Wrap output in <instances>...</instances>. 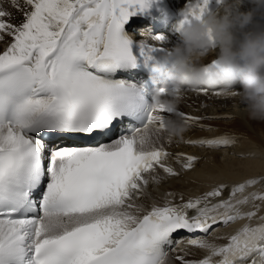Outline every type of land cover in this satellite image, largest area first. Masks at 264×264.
Returning <instances> with one entry per match:
<instances>
[{"label": "snow or ice", "instance_id": "snow-or-ice-1", "mask_svg": "<svg viewBox=\"0 0 264 264\" xmlns=\"http://www.w3.org/2000/svg\"><path fill=\"white\" fill-rule=\"evenodd\" d=\"M9 2L20 8V0ZM151 2L23 0L30 10L17 23L0 7V42L11 38L0 52V264H168V250L185 238L206 254L178 255L180 264H264V216L224 244L206 238L215 227L257 216L255 202L264 194L248 189L264 179L222 183L150 210L135 202L145 195L146 174L159 168L179 175L165 162L168 151L141 150L137 134L163 129L173 115L193 126L214 118L153 108L151 82L123 78L142 73L140 65L159 61L157 54H171L143 39L134 54L123 35L129 18L146 13ZM210 3L189 0L179 30L211 14ZM152 39L164 44L166 37ZM217 63L203 67L208 82L193 91L219 97L233 86L216 78ZM233 143L228 135L187 141L209 148ZM184 159L191 169L197 157ZM249 205L254 210L245 211Z\"/></svg>", "mask_w": 264, "mask_h": 264}, {"label": "clouds", "instance_id": "clouds-1", "mask_svg": "<svg viewBox=\"0 0 264 264\" xmlns=\"http://www.w3.org/2000/svg\"><path fill=\"white\" fill-rule=\"evenodd\" d=\"M252 3L253 8L241 10V0H224L219 14L212 12L182 28L179 42L165 62L159 60L149 66L153 108L175 113L185 89L207 84L209 77L197 62L214 51L216 78L233 85L222 94L244 105L243 112L249 119L264 121V0ZM140 34L145 41L153 38L145 29ZM185 130L183 122L169 118L161 130L148 128L138 133V147L151 150L161 139L182 137Z\"/></svg>", "mask_w": 264, "mask_h": 264}, {"label": "bare ground", "instance_id": "bare-ground-1", "mask_svg": "<svg viewBox=\"0 0 264 264\" xmlns=\"http://www.w3.org/2000/svg\"><path fill=\"white\" fill-rule=\"evenodd\" d=\"M27 6L20 0L21 13L15 16L18 22L22 19V13L27 10ZM10 11H14L9 8ZM11 41L5 37L3 43L0 42V49L4 48ZM191 94L188 99L190 113L202 115L204 117H214L204 119L208 124H218V129H205L200 127L187 128L182 137L174 138L171 146L179 148L187 155H194L197 161L191 169H183L172 162V168L179 173L177 176H169L166 173L158 172L159 183L151 181L145 189V195L136 200L137 204H142L145 210L150 209L152 203L163 204L169 200L187 201L189 198L201 196L207 191L218 187L220 184L234 186L237 183L245 182L248 179H264V121L249 119L243 112L244 105L238 104L235 98L226 99H204ZM228 135L234 143L223 148L197 147L187 144V141L194 138H212ZM264 184H256L249 187L248 192L264 194ZM171 193V195H168ZM183 196V200H181ZM228 191L223 193L222 198H227ZM216 202V200H213ZM259 205L257 216L251 221L240 220L231 224L209 237L208 240L217 244L227 242V237L234 234L246 223L255 225L264 216V201H256ZM245 211L254 210L251 205L244 208ZM185 259H202L206 254L204 250L191 245L181 246L178 249ZM168 264H180L174 259V255L168 257Z\"/></svg>", "mask_w": 264, "mask_h": 264}, {"label": "rangeland", "instance_id": "rangeland-1", "mask_svg": "<svg viewBox=\"0 0 264 264\" xmlns=\"http://www.w3.org/2000/svg\"><path fill=\"white\" fill-rule=\"evenodd\" d=\"M13 22V21H12ZM13 23H17V22H13ZM8 40H10L11 38L10 37H7ZM264 193V190L262 191Z\"/></svg>", "mask_w": 264, "mask_h": 264}]
</instances>
